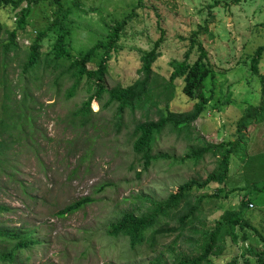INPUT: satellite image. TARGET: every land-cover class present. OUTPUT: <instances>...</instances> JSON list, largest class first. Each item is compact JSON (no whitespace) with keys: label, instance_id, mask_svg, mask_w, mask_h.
<instances>
[{"label":"rangeland","instance_id":"obj_1","mask_svg":"<svg viewBox=\"0 0 264 264\" xmlns=\"http://www.w3.org/2000/svg\"><path fill=\"white\" fill-rule=\"evenodd\" d=\"M73 1L61 0L64 8L73 5ZM78 3V13L68 16L73 52L88 49L99 39L107 38V25L134 9V16L108 61L109 87L128 85L141 77L142 51L149 49L158 38L163 39L162 55L154 61L152 69L167 80L173 72L171 61L184 58L189 36L198 31L212 68L207 78L211 99L205 111L190 124L187 134L168 131L158 138L154 151L175 158L159 159L145 169L132 151L128 131L133 122L156 119L154 108L145 106L134 113L126 111L128 127L117 130L113 128L112 117L115 107L102 108L101 102L92 99L91 122L81 125L79 117L73 118L70 113L87 99L85 89L66 98L64 90L72 83L69 77L60 80V84L53 82V75H47L43 82H33L30 87L35 104L30 119L35 120L37 128L32 130L33 142L28 139L6 152L11 156L0 169V205L7 209L0 210V226H33L36 231L39 242L23 249L16 264H172L174 254L196 252L195 245L185 242L187 236L179 235V231L157 233L152 248L147 244L131 248L127 237L109 236L107 225L120 219L123 211L146 210L149 205L144 200L146 197L162 200L176 192L182 183L206 178L216 165V158L211 154H206L198 164L191 160L178 161L191 145L204 146L208 141L237 138L239 119L249 105L257 106L264 99L260 78L250 67L256 48L264 44V0H78ZM25 5L23 2L22 6ZM57 8L53 0L34 4L29 18L31 26L45 28L55 18ZM0 14L6 25H15L14 12L9 7ZM34 35L33 31L20 33V47L9 54L6 67L2 69L0 64V72L11 73L14 82L19 81L17 75L22 72L19 66ZM197 56L193 50L190 60L194 61ZM1 58L0 55V63ZM259 69L264 76V52ZM18 83H13L16 99L21 97ZM175 83L177 87L169 108L187 112L194 101L182 92V78ZM154 101L158 107L165 104L159 98ZM102 102H106L105 97ZM243 129L247 138L253 137L249 153L263 154L255 159L257 167L264 162V118L261 123ZM230 171L225 190L244 187L246 182L242 177L246 168L235 156ZM217 185L211 183L191 191L190 201L198 203L200 209L194 222L195 225L202 222L198 228L213 226L225 211L238 208L245 193L237 189L225 195L222 191L220 197L204 196L196 201L202 194L215 191ZM262 192L249 194L247 199L251 204L246 209V217L255 229L237 226L238 238L226 236L224 243L217 247L220 253L211 256V264H256L255 256L247 249L264 248L256 232L258 229L264 234ZM84 197L93 200L65 212L63 217L58 215L66 206ZM183 212L181 203L174 210L177 217L168 218V225L177 226L178 216Z\"/></svg>","mask_w":264,"mask_h":264},{"label":"trees","instance_id":"obj_2","mask_svg":"<svg viewBox=\"0 0 264 264\" xmlns=\"http://www.w3.org/2000/svg\"><path fill=\"white\" fill-rule=\"evenodd\" d=\"M40 1L0 0V13L9 7L11 12H14L15 17V25L9 27L0 14V55L3 56L0 64L2 69L6 67L9 54L20 47L19 34L31 31L35 33L31 44L26 49L25 60L19 66L22 71L17 75L19 81L14 82L10 77L11 73L0 72V136H2L0 141V169L3 162L11 156V154L6 153L9 149H14L15 146L28 139L31 142L34 141L32 130L36 129L37 126L34 123L35 120L30 119L33 111L32 106L35 104L30 84L43 82L47 75H53V82L56 84H60L58 82L66 77L72 80L71 85L64 90L66 98L74 97L79 89H85L88 92L87 99L70 113L73 118L79 117L81 125L91 122L90 116L94 114L91 107L92 99L101 102L102 108L115 107L112 117L114 119L113 128L117 130L128 127V121L125 120L126 111L127 113H134L136 110L144 109L145 106L154 108V113L157 114L156 119L133 122L132 128L128 131L132 151L136 159L139 161L138 158H140L143 162L145 169L159 159L175 158L174 155L154 151L158 138L162 133L168 131L187 134L186 131H190L188 129L190 124L194 123L205 111L212 95L207 93L209 89L207 78L212 68L208 64L207 51L198 39L199 32L193 31L189 36L190 44L184 58L171 61L173 72L167 80L154 73L152 69L154 61L162 55L161 43L163 39L158 38L149 49L142 51L141 77L128 85L116 84L109 87L106 82V76L109 73L108 61L113 50L116 51L119 46V40L134 16V9L122 19L115 20L114 24L107 25V38L99 39L88 49L73 52L72 30L68 16L78 13V0H74L73 5L66 8L63 7L61 0H53L58 6L55 18L45 28L34 29L29 18L33 5ZM23 2H26L25 6H22ZM45 43L46 46L44 47ZM193 50L197 51L198 56L194 61H191L190 54ZM263 52L264 44H261L251 57L250 67L252 72L260 78L262 93L264 94V76L259 69ZM90 63H94L93 67L89 66ZM178 78L184 80L182 92L194 101L192 109L187 112H174L169 108L177 87L175 80ZM13 83L21 85L19 89L20 99H16L17 92L13 89ZM104 97L106 102L103 103ZM154 98L164 101V106L158 107ZM263 100L257 106L249 105L239 119L236 139L219 142L208 141L204 146L191 145L188 151L180 156L178 161L184 163L191 160L194 164L203 160L206 154L214 156L216 158L215 168L206 178L188 180L182 183L176 192L170 193L162 200L146 197L144 200L149 202L146 210L140 213L131 210L123 211L120 219L107 225V234L114 238L127 237L131 248H136L141 244H147L149 248H152L157 233L179 231V235L187 236L185 242L195 245L196 252L193 254H174L172 264H211L213 263L211 256L220 253V248L217 247L219 243H224L226 236L234 240L238 238L237 226L244 229L247 225L255 229L246 217V209L251 204V201L247 199L249 194L263 191L260 194L263 197H261L263 201L260 204L264 205V162L258 164L257 167L254 166L256 164L255 159L263 154L260 155L255 152L256 155H253L249 153L250 140L252 141L253 137L247 138L243 127L261 123L264 118ZM233 156L237 157L246 168L245 175L242 177L246 185L242 188L225 190L226 182L231 176ZM211 183L218 184L217 189L212 193L202 194L196 200L197 202L201 201L204 196L220 197L222 191H225V195L237 189H241L245 193L238 208L225 211L213 226L198 228L202 222L196 223V225L194 222L199 216L200 209L198 203H191V191L193 188L201 189ZM248 190L249 193L246 194ZM92 200V197H84L74 201L59 211L58 215L63 217L65 212L74 211ZM181 203H183L184 212L178 216V225L169 226L168 218L171 220L177 217L178 214L174 215V210ZM5 209L7 207L0 205V210ZM256 232L260 235L264 245V234L258 229ZM35 234L36 231L33 226L20 228L0 226V264H16L18 254L23 249L30 248L39 242ZM247 251L255 256L256 264H264V248L260 251L254 249H247ZM159 258L161 259V256Z\"/></svg>","mask_w":264,"mask_h":264}]
</instances>
